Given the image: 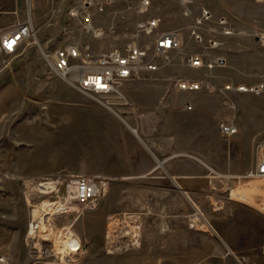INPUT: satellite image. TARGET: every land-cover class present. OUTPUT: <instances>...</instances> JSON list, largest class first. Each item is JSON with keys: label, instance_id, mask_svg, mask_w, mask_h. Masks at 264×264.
I'll return each instance as SVG.
<instances>
[{"label": "rangeland", "instance_id": "rangeland-1", "mask_svg": "<svg viewBox=\"0 0 264 264\" xmlns=\"http://www.w3.org/2000/svg\"><path fill=\"white\" fill-rule=\"evenodd\" d=\"M39 2L36 17L30 0H23L18 12L20 21H32L37 39L23 44L12 58L0 56V264H162L192 251L196 255L203 235L218 242L228 235L245 250V264H264V210L259 209L264 204V178H243L264 156V92L181 93L174 88L175 78L209 79L218 89L226 84H264L261 43L249 36L223 38V46L214 53L226 58V67L191 70L184 63L186 56L203 50L191 40L192 19L181 16L179 0H155L148 17L161 18L163 30L181 32L183 53L171 67L123 85L124 98H109L105 107L58 78L42 51L51 53L71 42L97 52L124 51L135 37V2L116 0L103 14L90 11L94 25L105 30L102 40H94L70 18L69 11L81 0ZM192 3L194 15L206 9L215 17H228L236 31L264 34V0ZM4 18L13 21L9 13ZM141 108L172 116L171 125L178 130V150H171L172 156L200 166L210 182L208 191L190 199L173 185L125 180L139 151L127 150L130 139L125 133L130 128L137 134L132 122L145 117ZM154 119L159 122L157 116ZM231 120L239 133L226 137L219 125ZM156 151L163 157L153 175L164 176L162 163L169 150ZM73 176L109 179L95 209L81 212L66 205L63 186L49 193L50 183ZM233 190L240 196L249 194L244 199L250 204L238 202ZM50 203L63 204L66 211L47 216L53 236L37 225L41 209ZM246 210L257 219L251 223V237L243 238L241 213ZM194 215L202 223L208 221L217 234L203 229V224L190 230L188 218ZM60 234L69 237L74 248L65 259L54 246Z\"/></svg>", "mask_w": 264, "mask_h": 264}, {"label": "built area", "instance_id": "built-area-1", "mask_svg": "<svg viewBox=\"0 0 264 264\" xmlns=\"http://www.w3.org/2000/svg\"><path fill=\"white\" fill-rule=\"evenodd\" d=\"M116 0H81V3L69 11L70 18L78 20L85 33L94 40H102L105 30L94 25L90 11L95 8L100 14ZM135 2L134 13L137 17L135 37L124 51L111 49L97 52L90 45L69 43L51 53L42 51L43 58L52 72L69 86L107 107L109 98L123 99L121 88L129 82L140 80L145 74L159 73L171 67L177 56L183 53L182 35L179 30H163L162 19L148 17L155 0H132ZM181 16L192 19L190 36L201 52L190 53L184 63L194 71L223 68L227 60L223 55L215 54L223 46V38L231 36L255 37L264 47V34L258 32L236 31L228 17H215L209 10L203 9L199 15L192 11V0H179ZM37 39V32L32 21L19 22L11 28L0 27V56L12 58L19 48ZM214 55H213V54ZM3 60V65H6ZM174 88L181 93L197 92H237L260 95L264 92V84L252 87L246 85L233 86L226 84L218 89L209 79L175 78ZM219 129L226 137L235 136L239 128L234 120L221 122ZM244 179L264 178V156L257 159L256 166L248 172ZM109 179L101 176H73L52 182L51 190L60 191L64 187L63 201L73 205L76 211L93 210L100 198L108 190ZM198 215L188 218L190 230L211 229V224ZM244 262V261H243Z\"/></svg>", "mask_w": 264, "mask_h": 264}, {"label": "crops", "instance_id": "crops-1", "mask_svg": "<svg viewBox=\"0 0 264 264\" xmlns=\"http://www.w3.org/2000/svg\"><path fill=\"white\" fill-rule=\"evenodd\" d=\"M30 1V7L36 17L37 11L41 9L40 2L39 0ZM22 5L23 0H9L8 2L0 0V17H2L0 18V27L11 28L15 24L23 22L20 21L19 18L21 16L18 13L22 10ZM2 8H5V10L3 11ZM5 13H9L13 17V21L5 19ZM254 41L257 43L258 40L254 39ZM140 111L145 116V119L142 118V121L139 122L135 118L136 123L132 122V126L137 128V134L132 132L130 128L125 133L126 137L130 139L127 150H139L131 159L133 165L128 169L129 177L125 178V180L139 181V185L144 186H168L171 188L175 186L176 189H179L183 195L190 199L195 197L198 192L208 191L210 189V182L206 172L200 166H196L187 160L177 162L175 157L172 156L171 150H178V130L176 126L171 125L172 116L168 112L166 113L158 109L141 108ZM154 116L159 118V122L154 119ZM155 150H169V157L162 163L165 171L164 176L153 175L159 171L161 167V163H159L161 161L159 160L163 157L158 151L155 152ZM152 175L153 177H151ZM171 193L172 190H170ZM176 193L177 190H175ZM232 194L236 196L238 202L250 204L249 200L244 199L249 194L240 196L235 190H233ZM259 209L263 211L264 204ZM241 214V236L243 238L245 236L251 237V223L252 221L256 222L257 218L247 210ZM202 237L204 238V242L200 249L195 250L196 255L190 250L192 251L191 254L189 253L191 256L185 253L178 259L172 260L170 258L168 263L163 261L162 264H245L242 260L243 256L246 257L243 253L245 250L241 247H236L233 239L228 235H223V237L219 235V242L208 235H203ZM144 261L148 263L147 259Z\"/></svg>", "mask_w": 264, "mask_h": 264}, {"label": "bare ground", "instance_id": "bare-ground-1", "mask_svg": "<svg viewBox=\"0 0 264 264\" xmlns=\"http://www.w3.org/2000/svg\"><path fill=\"white\" fill-rule=\"evenodd\" d=\"M187 110H191V107H187ZM46 186H49V184H43ZM51 185V183H50ZM51 190V187H48ZM53 191H49V193H52ZM45 204V203H44ZM62 206V207H61ZM42 215L39 217L38 221H37V225L39 226V228H41V230L43 232H48L49 234H53L54 232V227L52 226V224L50 223V218H47V216L51 217L54 216L56 214H62L65 211V207L63 204H57V203H50L48 206H44L43 209H41ZM37 216V215H36ZM138 233L136 234V236L138 237ZM69 237H63L61 234L56 236L55 238V247L56 249L60 250L62 253V259H65L68 256H72V249H74L72 246L69 245ZM138 243V242H137ZM136 243V244H137ZM60 256V255H59Z\"/></svg>", "mask_w": 264, "mask_h": 264}]
</instances>
